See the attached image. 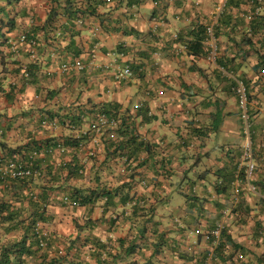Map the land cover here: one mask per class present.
<instances>
[{
  "label": "crops",
  "instance_id": "obj_1",
  "mask_svg": "<svg viewBox=\"0 0 264 264\" xmlns=\"http://www.w3.org/2000/svg\"><path fill=\"white\" fill-rule=\"evenodd\" d=\"M67 3L96 8V15L68 19ZM52 9L57 17L48 23ZM258 12L264 15V8ZM252 14L250 3L236 8L231 0H0V23L15 22L13 29H4L6 42L23 34L37 41L34 49L2 47L8 83L0 91V145L10 150L6 159L31 143L55 145L46 152L30 150L22 161L39 176L24 189L0 184V199L5 193L25 219L30 205L18 198L37 195L40 208L57 213L46 225H56L54 238L68 234L62 223L70 229L69 245L98 237L108 247L104 260L111 252L124 257L123 264H259L264 255V59L258 53L264 31H251ZM197 24L205 30L199 56L186 47ZM33 64L39 71L30 81L25 71ZM127 66L132 77L117 80L116 71ZM239 88L247 95L245 107ZM115 107L146 146L137 150L130 176L109 177L92 158L85 160L90 140L84 149L70 142L88 131L103 108ZM112 144L106 143L97 158H104ZM84 160L83 176H68L67 167ZM126 184L129 189L120 188ZM99 186L118 189L120 196L101 197L83 208L57 201ZM150 209L153 214L145 217L141 210ZM70 220L73 225L64 224ZM81 220L84 227L77 229ZM145 224L148 232L139 239ZM26 232L24 224L6 238L20 240ZM224 234L231 242L222 251ZM127 236L121 246L118 240ZM133 240L139 246L127 256Z\"/></svg>",
  "mask_w": 264,
  "mask_h": 264
},
{
  "label": "trees",
  "instance_id": "obj_2",
  "mask_svg": "<svg viewBox=\"0 0 264 264\" xmlns=\"http://www.w3.org/2000/svg\"><path fill=\"white\" fill-rule=\"evenodd\" d=\"M12 1L6 0L7 3L9 2L11 3ZM15 1H19V0H15ZM242 3L244 4L250 3L252 5V13H253L252 15L254 18L252 22L250 23L251 31L254 34H258L259 32L264 31V15L259 14L258 12L259 10L264 8V0H231V4L233 5V7H236V8H238L240 4ZM75 7L76 5L74 4L70 5L69 3H67V6L65 8V14L68 17V19L78 18L79 16L87 17V16L96 15V8L88 7V8H84V10H80V9H75ZM56 17L57 15L54 9H52L47 22L48 23L54 22ZM67 22L68 24H71L69 20H67ZM196 26H197L196 28L198 29V32L193 31L194 38L189 44H186V47L192 49V52L194 50L193 54L196 56H199L204 52V49L202 47H203V42L205 40V35H204L205 30H200V29H203L201 24H197ZM14 27H15V22L12 19H8L6 23L5 22L0 23V66L4 65L7 59V55H8L5 53V51L4 53L2 51L3 46L5 47L8 46V45H4V43H7L4 29L7 28L11 30ZM58 35L60 36L61 34L58 33ZM56 37L58 36L56 35ZM72 37H73V34H72ZM29 39L35 40V39H31L30 36H29ZM260 41H263V39H260ZM262 46H264V43H262ZM24 48H28V45H25ZM258 56L262 60L264 59V49L261 50L260 53H258ZM35 66L36 64H33V66L31 65L30 67H27V70L25 71V78H30V81L35 80L37 77V72L39 71V68L38 67L36 68ZM260 68H262L261 73L264 76V62L262 63V66H260ZM239 103H240V99H239ZM100 113L107 114V115H118V110H117V107L112 108V109L103 108V110L99 112L98 114ZM132 124L133 123L129 120H123V126L119 131V135L123 137V140L121 142L112 144V146L109 147V150L107 151V155L104 157L105 159L104 158L99 159L97 157L91 159V161L95 163V164L93 163V165H96V166L99 165L100 168L102 167L106 168V173H110L109 175H107L109 177L111 176L118 177V175H120V172H121L120 169L124 165V162L122 161V157H127L128 160L133 161L137 157L136 154L139 148L146 149V146L145 147L143 146V143L140 141V139L135 137L136 135L133 133L134 127L132 126ZM73 127H74V130L78 128L76 126H73ZM82 141H84V137L82 135L77 139L71 138L70 142H71V145L73 146L72 148L80 149L81 146H83L85 143V142L81 143ZM54 146L55 145L49 146L47 144V145H40L39 147L37 143H31L30 145H26L24 147H21L19 149L12 151L11 152L12 158L6 159L5 158L7 156L6 154L10 152V150L9 149L5 150L4 146L0 145V158L3 159V162L18 160L23 165H25L22 159H25V157L28 156V154L30 153V150L31 151H33V149L38 150V151L44 150L46 152L48 150L49 151L52 150ZM65 152H67V150ZM110 166L113 167L112 168L113 173H112V170L109 169ZM67 168L70 169V171H68V174H69L68 176L70 177H78L80 174L82 175L87 170V166L85 162H82V163L77 162L75 164L71 163L70 166H68ZM115 173H117V175ZM96 177L98 179V184L102 185L103 184L102 177H99V176H96ZM130 178L132 179L133 176ZM25 183H26L25 181H12L10 183L0 181L1 186L3 185L7 187L11 186L15 190L19 188L24 189V187L26 186ZM128 185L129 184H126L124 187H120V188L129 189L127 187ZM3 190H6V189H3ZM118 192H119L118 189L108 190L106 188L103 189L101 186H99L97 189H95L93 192L92 191L89 192L87 195L82 194L80 192L78 193V195L75 194L76 196H71V195L70 196L67 195V196L70 197L72 201L79 203L80 206L78 208H83V207L96 203L97 200H99L101 197H107L110 200L111 198L120 196ZM18 199L19 201H22L23 203L28 202L30 205V215H28L27 218L25 219H22L21 211L13 209V206L10 204L9 201L5 199V197L3 199H0V264H93L94 262H96L97 264H119L120 262H122V260H124V257H121L119 255H114L111 252L106 253V256L108 257L107 259L104 260L103 254L107 250L108 247L101 240H99L98 237L97 239L96 238L91 239L92 240L91 243L87 239H84V243L78 244V241L75 240V243L73 242V244L69 245V247L65 249L66 251L65 250L63 252L57 251L55 247L53 246V244L51 243V240L53 238V232L51 233L48 230L49 226L46 227V225L49 224L50 218L51 217L54 218L55 213L47 209V206H46V209H44L41 212V208L39 207V205L31 201L32 199L27 201L28 199L26 198V196L19 197ZM64 206H68V205H64ZM139 211H140V208L135 207L134 214H138ZM141 211L143 212L145 217L153 214L152 209H150L148 212L146 211L147 213H145V211L143 210ZM140 215L143 216L142 214ZM150 220L151 219H148L147 222H150ZM38 221L42 222V233L46 234V236H42V238H40L39 235L34 230L35 225ZM24 224L27 225V232L23 238H21L20 240H15V241L13 240L11 241L6 238V235L14 231H17L19 227H23ZM82 227L84 226H78L79 229H81ZM147 232L148 230L145 224L142 228L138 230V234L140 236L139 239L143 238L147 234ZM154 234H157V232H155ZM160 237L164 240V243H165V240H166L165 236L160 235ZM128 239H129V236H127L125 239L120 238L118 241L121 242L120 243L121 246H125L126 240L128 242ZM229 241L230 240L228 236L224 234V236H222V242L220 246L218 247L219 250L223 251L226 246L225 244ZM43 243L45 244V247L42 246ZM157 245L159 247H162L163 241L158 242ZM232 245L236 249L239 248V246L234 243H232ZM138 246L139 245L136 243V241L134 240L130 241V245L126 249L127 256L134 253L136 249L138 248ZM259 264H264V255L261 258H259Z\"/></svg>",
  "mask_w": 264,
  "mask_h": 264
},
{
  "label": "built area",
  "instance_id": "obj_3",
  "mask_svg": "<svg viewBox=\"0 0 264 264\" xmlns=\"http://www.w3.org/2000/svg\"><path fill=\"white\" fill-rule=\"evenodd\" d=\"M7 44L10 45V48L17 51L20 49V47H24L25 45H28V49H34L37 47V41L36 40H30L27 34H23L18 40L8 39ZM76 67L82 69L83 65L81 62L76 63ZM68 67L64 66L63 71H67ZM132 70L130 67H125L121 70L116 71V78L117 80H126L132 77ZM27 76V75H26ZM239 96H240V105L245 107L247 103V96L244 89L239 88L237 90ZM160 95H163L162 92H160ZM123 126V119L122 117L118 115H107V114H97L92 122L89 123V128L87 132L80 131L82 136L84 137V141L90 140L93 147L88 149L86 151V158L91 159L95 158L99 155L100 151H102L106 143L108 142H114L118 143L123 140V137L119 135V131ZM74 130V128H72ZM78 128L75 130L77 131ZM89 135V136H88ZM88 136V137H86ZM86 137V138H85ZM80 143V144H81ZM79 146V145H78ZM77 146V147H78ZM85 143L83 146H81L80 149H84ZM248 157L251 158V153L248 152ZM84 160V162H85ZM122 161L124 162V165L121 168V173L125 174L127 176L134 175L135 168L133 166L132 160H128L127 157H122ZM254 166L251 165L250 167V173L253 171ZM39 176V173L35 171L32 167L23 165L18 160H12L8 162H3V159L0 158V181L10 183L12 181H29L30 179ZM143 183V182H141ZM31 199L34 202H39V198L37 195L33 194L31 195ZM59 202L63 203L64 205H71L73 207H79L78 202H74L70 199L68 196H64L62 198L58 199ZM45 209L41 206V212ZM36 233L39 235L40 238L42 236H46V234L42 233V222L38 221L35 225ZM220 229L215 231L214 235H219ZM42 246L45 247V244L43 243Z\"/></svg>",
  "mask_w": 264,
  "mask_h": 264
},
{
  "label": "rangeland",
  "instance_id": "obj_4",
  "mask_svg": "<svg viewBox=\"0 0 264 264\" xmlns=\"http://www.w3.org/2000/svg\"><path fill=\"white\" fill-rule=\"evenodd\" d=\"M4 68L2 67V66H0V91L1 90H5V88L7 87V83H8V81L6 80V78H5V75H4ZM84 162V161H83ZM4 194V197H5V199L6 200H8L7 198H6V195H5V193H3ZM1 197V196H0ZM3 197V198H4ZM2 198V199H3ZM28 215H30V210L28 211ZM55 215L57 216V213H55ZM55 216V217H56ZM72 220H70L69 222H66V223H64V224H67V225H73L72 223ZM84 224H85V220L83 221V220H81L78 224H77V229H78V226H84ZM56 225H52V226H50L49 228H48V230L52 233H56V234H58V230L56 229V227H55ZM62 227H63V229L64 230H66V232L68 233V234H65V233H63L62 235H63V238H52V240H51V243L53 244V246L55 247V249L57 250V251H64L65 249H67L68 247H69V244H68V235H70L69 234V232H70V229L65 225V226H63V223H62ZM53 241V242H52ZM66 251V250H65ZM120 264H123V262H120Z\"/></svg>",
  "mask_w": 264,
  "mask_h": 264
}]
</instances>
